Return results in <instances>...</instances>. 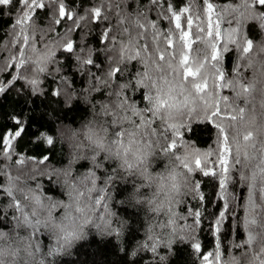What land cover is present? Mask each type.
Masks as SVG:
<instances>
[{"label": "trees", "instance_id": "trees-1", "mask_svg": "<svg viewBox=\"0 0 264 264\" xmlns=\"http://www.w3.org/2000/svg\"><path fill=\"white\" fill-rule=\"evenodd\" d=\"M42 2L45 6L35 9L32 19L23 27L16 25L24 7L21 0L0 5V87L4 88L0 92V232L3 233L0 264H216L214 256L205 262L201 253L208 255L216 251L217 237L208 225L213 210H219L211 195L218 191L217 181L198 171L189 173L177 159V156H188L187 151L206 153L218 148L215 125L205 120L199 109L190 116L187 110L175 112V122L186 125L181 129V145L165 154L160 150L167 143L165 138L150 137L152 147L144 149L147 153L144 162L131 170L116 154L113 144L121 128L135 131L131 123L123 121L124 116L139 123L138 118L131 116L129 105L134 102L140 109L150 107L143 99L149 88L136 84L145 71V42L153 55L158 46L166 57L171 54L174 62L176 59L178 62L183 45L178 41L167 8L172 5L177 12L187 8L188 12L181 15V24L192 17V31L196 32V26L202 24L206 15L204 0H158L156 3L152 0H63L66 14L71 11L74 18L83 17L76 19V23L60 19L57 0ZM208 2L214 5L215 14L223 16L222 30L237 29L235 39L239 47L229 44L223 66L229 78L235 76L234 70L238 68L241 83L250 89L247 96L235 100L245 109L243 122L236 125L240 143L243 145V136L251 133L249 143L264 144V6L257 5L256 0ZM95 8L101 9L102 18L94 21L92 10ZM228 9L230 12L226 14ZM56 19H60L59 24L55 23ZM147 22L157 27L140 39V25ZM202 26L205 33L201 37L207 30L206 23ZM106 28L114 44L102 42ZM170 30L171 49L165 39ZM157 32L158 43L152 44V36ZM24 35L29 36L30 44L35 42L32 47L39 52L51 49L54 56L36 62L37 53L22 42ZM248 40L252 48L243 54ZM68 41L74 45L72 52L63 48ZM125 48L127 51H123ZM135 48L141 50V56L129 60ZM193 48L200 49L201 57L211 55L203 39L193 43ZM21 49L26 59L31 58L23 67L18 64ZM188 55L191 60L195 53L190 50ZM90 56L94 64L83 63ZM40 63L46 71H39ZM117 66L120 73L110 76V71ZM148 66L153 67L151 61ZM153 76L158 77L159 73L154 72ZM31 79L39 81L36 90L28 83ZM54 92L58 95H53ZM224 94L236 95L231 90ZM125 100L127 104L123 103ZM250 110L252 119L246 122ZM162 122L157 120L153 127L159 130ZM21 127L22 134L12 139V154L8 155L3 141ZM47 136L53 139L52 145L46 143ZM97 141L109 148L101 149ZM43 157H48L47 162L39 164ZM261 158L264 159V153ZM96 164L100 166L95 167ZM191 166L195 167L194 160ZM89 170L96 174L97 191L90 194L91 200L85 192L82 203H92L98 195H106L111 215L102 208L87 213L91 219L98 212L93 226L85 225L77 239L53 253L60 235L58 230L42 223L37 231L24 222L23 215H30L35 209L37 217L44 222L51 211L54 221L59 223L66 213L63 205L75 198L73 186L80 191L91 187V181L86 178ZM241 175L246 179L235 185L237 199L231 205L234 211L225 220L227 230L222 228L219 236V264H259L264 259L261 252L264 249V194L259 195L256 211L250 215L245 184L251 183L247 179L251 173L241 168L236 180ZM109 177L112 179L108 180ZM174 183L180 188L179 194L173 190ZM195 183L201 189L189 192ZM100 189L105 191L101 193ZM34 195L41 196V212ZM201 195L208 198L211 206L199 201ZM13 200L21 204L23 213L13 207ZM188 210L202 211L199 225ZM173 213L175 217L185 218H177L173 224L170 222ZM101 215L107 216L108 223L98 219ZM249 219L255 223L249 225ZM189 225L202 246L201 253L193 249L189 233L182 230ZM250 233L256 239L247 245ZM153 243L157 245L155 252L150 247H142Z\"/></svg>", "mask_w": 264, "mask_h": 264}, {"label": "snow or ice", "instance_id": "snow-or-ice-1", "mask_svg": "<svg viewBox=\"0 0 264 264\" xmlns=\"http://www.w3.org/2000/svg\"><path fill=\"white\" fill-rule=\"evenodd\" d=\"M59 2V16L60 19L73 20L76 23V19H83V17L74 18L71 11L65 13V6L63 0H57ZM153 3L158 0H152ZM257 5L264 6V0H256ZM11 0H0V5H9ZM23 4L22 15L16 20V25L23 27L29 20L32 19V13L35 9L43 8L45 5L42 0H21ZM204 16L203 23H206L207 30L206 34L201 37V33H205V28L201 25H197V31L193 32L194 20L192 17H188L185 24H181V15L187 13V8H182L177 12L172 5H169L167 12L170 13V19L177 30L178 41L182 43L183 50L180 52L178 62H175V57L169 54L166 57L165 53L160 51L159 47L154 48L155 55L149 50L147 41L145 42L143 51L147 54L145 60V71L140 74V78L136 80V84L142 88H149L148 94L143 97L144 101L147 102L150 107L140 109L133 102L129 105L131 116L138 118L139 123L131 119L129 116H124L123 121H127L133 125L135 131L121 128L116 133L117 139L113 141L115 145L116 154L121 157L123 164L126 165L128 170L133 169L137 165L144 162L147 153L144 149L152 147L150 137L163 136L167 143L160 147L157 142V147L165 154L172 153L173 149L181 145V129L186 125L179 124L174 120V113L180 110H187L189 116L197 111L203 114V118L209 123L215 125L219 134V146L218 148L211 150L206 153L192 152L191 156L194 158L193 168L191 166L192 161L188 156L180 157L181 165L188 170L189 173L198 171L205 177H212L217 181L216 187L218 191L211 194L213 200L216 202L219 210H213L209 219V230L217 237L216 251L204 255L201 253V244L197 242V239L192 231V226L189 225L183 231L189 233V238L192 240V247L197 253H201L205 262L209 261L214 256L216 264H219L220 252H219V236L221 229L227 230L225 224L226 218L234 211L231 207L232 203L237 199L235 185L239 184L240 180L246 179L244 175H241L239 180H236V173L241 168L250 171V177H247L251 181L250 184H245V190L247 192V207L249 214L252 215L256 211L255 204L259 202V195L264 194V159L261 158V153H264V144H257L255 142L249 143L252 139L251 133L243 136L244 144L241 145L239 133L236 131V125L243 122L245 109L235 103L236 98L240 96H247L249 94V87L241 83L239 79L238 68L235 69V76L229 78L226 72L223 62L225 60V53L229 51V44H237L235 34L237 29L232 28L228 31H224L221 28V22L223 16H218L214 13V5L209 3L208 0H204ZM92 16L94 21L102 18V12L100 8L92 10ZM60 19H56L55 23L59 24ZM147 20V17H144ZM142 32L140 39L144 38V33L150 30L156 29V25L151 22L140 25ZM159 33H154L152 36V44L158 43ZM223 38V39H222ZM20 39V37H17ZM167 47L173 48V37L171 30L165 35ZM201 39L206 41L207 46L211 49V55H205L201 57L200 49L193 48V43L200 42ZM29 36L24 35L22 42L29 47L35 42L29 43ZM102 42L115 43V40L110 36V32L106 30L102 33ZM47 47V46H46ZM63 48L67 52L74 50L72 41H68ZM252 48L251 40L246 42L243 48V54H247ZM193 51L195 55L192 59H189L188 52ZM32 51L37 53L36 62H42L47 59H51L54 53L49 49L46 53L39 52L38 49L32 47ZM123 51H127L125 48ZM24 49H21L18 64L19 66H25L31 58H25ZM141 56V50L139 48L134 49V54L129 55V60H135ZM148 61H151L153 67L148 66ZM83 63L92 65L94 64L91 56L83 61ZM40 72L46 71L43 63H40ZM121 69L119 66L114 67L110 71V76L116 77L120 73ZM159 73L158 77H154L153 73ZM15 79V77L13 78ZM148 82V83H146ZM28 83L33 86L36 90L39 86V81L31 79ZM123 87V86H122ZM238 89V90H237ZM229 90L236 93L235 97H230L224 94ZM4 88L0 87V92H3ZM53 95H58L54 92ZM123 103L127 104L125 100ZM157 120H162L160 129L153 127ZM18 124L19 121H16ZM23 128L15 131L13 134L6 136L3 144L4 149L8 155H11L10 145L12 139L19 137L22 134ZM170 134V135H169ZM48 145L53 144V139L50 136L45 137ZM98 147L104 148L101 141H97ZM185 147H188L185 145ZM243 149V150H242ZM131 157V159H130ZM203 157V159L201 158ZM48 157L39 159V164H45ZM95 161V157H93ZM100 165L96 164L95 167ZM91 181V187H86L84 191L73 189L76 193L72 204H64L63 207L66 209L65 215L61 218L59 223L55 222L52 216V212L48 213L47 220L42 222L38 217L35 209L29 214L23 215L25 223L32 225L37 231L42 223H50L52 227L58 230L60 235L56 240V245L52 249L53 253L63 250L72 240L77 239L80 234V230L83 229L84 225L91 222L90 217L87 213L92 212L95 208H102L104 212L111 215L108 211L107 196L98 195L92 203H82L85 198V192H87L88 199L91 200V193L96 192L97 178L94 171L89 170L87 177ZM109 177L108 180H111ZM172 180H175V176H172ZM235 180V183H234ZM230 185L232 190L230 191ZM173 190L179 194L180 188L177 184L172 185ZM201 189L199 183L191 184L189 192H196ZM259 190V192L257 191ZM101 193L105 190L100 189ZM8 194L12 195V189H8ZM34 199L37 205L43 207L41 196L34 195ZM199 201L211 206L206 196H199ZM222 202V203H221ZM179 203V201H177ZM94 204V207H93ZM13 207L23 213V207L20 203L13 200ZM55 207V206H54ZM264 207V205H262ZM199 209V204L197 205ZM189 215L196 217L195 223L199 225L202 222V211L196 210L194 213L192 210H188ZM207 211V207L203 209ZM264 215V212H262ZM34 217H37L33 220ZM173 219L171 223H175V219H184L183 215L175 217L173 213ZM83 219V222H81ZM98 219L108 223L107 216L101 215ZM247 223L253 224L255 221L249 219ZM0 236L3 233L0 232ZM151 239V238H150ZM256 237L253 234H249L247 238V245H251ZM147 246L155 252L157 245L155 243ZM264 253V249H261ZM259 264H264V259L260 260Z\"/></svg>", "mask_w": 264, "mask_h": 264}, {"label": "rangeland", "instance_id": "rangeland-1", "mask_svg": "<svg viewBox=\"0 0 264 264\" xmlns=\"http://www.w3.org/2000/svg\"><path fill=\"white\" fill-rule=\"evenodd\" d=\"M229 12H230V9H228V11H225V13L226 14H229ZM30 62V61H29ZM176 62H177V59H176ZM175 63V62H174ZM253 113H252V111L250 110L249 112H248V115L246 116V122L247 121H251V119H252V117H251V115H252ZM105 149H107V148H109V146L107 147V146H105L104 147ZM184 150V152L186 151V148H184L183 149ZM187 153V155H188V157L190 158V161H193L194 160V158L195 157H192L191 156V154H192V152H190V151H187L186 152ZM110 155V154H109ZM131 158V157H130ZM202 159H203V157H201ZM186 171V170H185ZM21 185V184H20ZM73 202H71L70 204H72ZM64 209V211L66 212V209L65 208H63ZM99 209V208H98ZM38 210L41 212L42 211V209H41V207L39 206L38 207ZM96 210H97V208H96ZM43 214V213H42ZM98 214V212L96 211V213H94V216H96ZM94 216L91 218V222L90 223H88V224H86V226L87 227H92L93 226V220H94ZM50 226H51V224L50 223H48ZM85 226V225H84Z\"/></svg>", "mask_w": 264, "mask_h": 264}]
</instances>
